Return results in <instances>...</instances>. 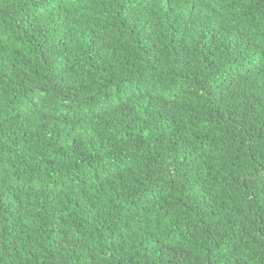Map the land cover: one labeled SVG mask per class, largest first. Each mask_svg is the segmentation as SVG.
<instances>
[{"label":"trees","instance_id":"1","mask_svg":"<svg viewBox=\"0 0 264 264\" xmlns=\"http://www.w3.org/2000/svg\"><path fill=\"white\" fill-rule=\"evenodd\" d=\"M0 264H264V0H0Z\"/></svg>","mask_w":264,"mask_h":264}]
</instances>
